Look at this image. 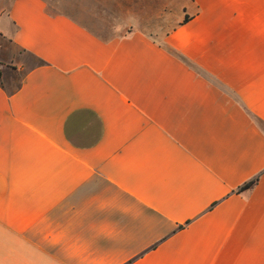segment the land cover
Instances as JSON below:
<instances>
[{
  "label": "crops",
  "instance_id": "1",
  "mask_svg": "<svg viewBox=\"0 0 264 264\" xmlns=\"http://www.w3.org/2000/svg\"><path fill=\"white\" fill-rule=\"evenodd\" d=\"M0 66V264H264V0L160 41L0 0Z\"/></svg>",
  "mask_w": 264,
  "mask_h": 264
},
{
  "label": "rangeland",
  "instance_id": "2",
  "mask_svg": "<svg viewBox=\"0 0 264 264\" xmlns=\"http://www.w3.org/2000/svg\"><path fill=\"white\" fill-rule=\"evenodd\" d=\"M102 36L139 31L155 41L180 21L187 0H45Z\"/></svg>",
  "mask_w": 264,
  "mask_h": 264
},
{
  "label": "trees",
  "instance_id": "3",
  "mask_svg": "<svg viewBox=\"0 0 264 264\" xmlns=\"http://www.w3.org/2000/svg\"><path fill=\"white\" fill-rule=\"evenodd\" d=\"M185 21V20H184ZM183 21V22H184ZM257 179H254L246 184H244L242 187H241V190H245V189H248L250 188L251 186H253L255 183H256Z\"/></svg>",
  "mask_w": 264,
  "mask_h": 264
},
{
  "label": "built area",
  "instance_id": "4",
  "mask_svg": "<svg viewBox=\"0 0 264 264\" xmlns=\"http://www.w3.org/2000/svg\"><path fill=\"white\" fill-rule=\"evenodd\" d=\"M0 71H1V66H0Z\"/></svg>",
  "mask_w": 264,
  "mask_h": 264
}]
</instances>
